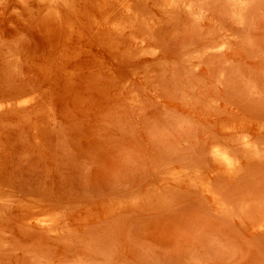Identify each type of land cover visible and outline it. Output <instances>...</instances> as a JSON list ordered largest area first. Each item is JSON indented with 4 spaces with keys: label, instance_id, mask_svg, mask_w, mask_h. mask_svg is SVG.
<instances>
[{
    "label": "rangeland",
    "instance_id": "obj_1",
    "mask_svg": "<svg viewBox=\"0 0 264 264\" xmlns=\"http://www.w3.org/2000/svg\"><path fill=\"white\" fill-rule=\"evenodd\" d=\"M163 2L0 0V264H264V0Z\"/></svg>",
    "mask_w": 264,
    "mask_h": 264
},
{
    "label": "bare ground",
    "instance_id": "obj_2",
    "mask_svg": "<svg viewBox=\"0 0 264 264\" xmlns=\"http://www.w3.org/2000/svg\"><path fill=\"white\" fill-rule=\"evenodd\" d=\"M178 1L183 2V0H178ZM184 1H186V0H184ZM195 1H196V0H195ZM157 2H158V1H157ZM160 2H161V1H160ZM175 2H177V0H164L163 3H164V5H165L166 7H168V8H169V7L171 8L172 6H174V9H176L175 7L177 6V3H176V5H175ZM115 3H116V2H115ZM187 3H188V2H187ZM187 3H186V5H187V6H190V5H188ZM189 3H191V2H189ZM192 3H193V2H192ZM192 3H191V4H192ZM158 4H159V2H158ZM178 4H181V5H182V3H179V2H178ZM183 4H185V3H183ZM193 4H194V3H193ZM240 4H241V3H240ZM186 5H185V6H186ZM200 5H201V4H200ZM165 6H164V7H165ZM187 6H186V7H187ZM191 6H192V5H191ZM118 7H119V6H118ZM178 7H179V6H177V8H178ZM186 7H185V8H186ZM192 7H193V6H192ZM240 7H241V6H240ZM162 8H163V7H162ZM162 8H161V9H162ZM187 8H188V7H187ZM166 9H167V8H165L164 10H166ZM179 9H180V8H179ZM188 9H189V8H188ZM241 9H242V8H241ZM167 10H168V9H167ZM231 10H232V8H231ZM237 10H238V9H237ZM168 11H170V10H168ZM172 11H173V10H172ZM172 11H170V12H172ZM192 11H193V10H192ZM195 11H196V10H195ZM175 12H176V11H175ZM166 13H167V12H165V14H166ZM179 13H180V11H179ZM194 13H195V12H194ZM239 14H240V13H239ZM196 15H197V14H196ZM204 16H205V15H204ZM231 17H232V16H231ZM130 18H131V17H130ZM153 22H154V21H153ZM219 46H220V45H219ZM222 48H223V47H222ZM18 98H19V97H18ZM21 99H22V98H21ZM3 104H4V103H3ZM9 104H10V103H9ZM247 135H249V134H247ZM249 136H250V137H249ZM249 136H248V137H247V136H243V141L241 140L242 142H240V143H242V144H243V142H244V144H245L244 147H243V149L245 148L244 151H247V149L250 150V147L254 146V145L252 144V142H254V141L251 140L252 142H250V139H249V138H252V137H251V135H249ZM237 138H239V137H237ZM256 142H257V141H256ZM238 143H239V141H238ZM221 144H222V145H221ZM225 144H228V143L225 142ZM231 144H232V143H231ZM233 144H234V143H233ZM242 144H241V145H242ZM254 144H256V143H254ZM258 144H259V143H258ZM212 145H213V146H212V149H211L212 151H210V152H211V154H212L211 157H213V160L216 161V162L221 163L222 165H223V164L226 165V166L228 167L229 170L232 169L231 171H233L234 167H237V166H238V165L235 166V165L237 164V162H238V161H237L238 158H237V160L235 159L236 156H237V155H236L237 152H235L234 150H239L240 147H238V148H236V149H233L232 146H230V147L233 149V150L230 151L231 148L228 147V145H225V146H227V147L230 148V149H228L227 147L224 148V147H223V145H224L223 143H220V145H219V143H217V144H215V145L212 144ZM234 145H235V144H234ZM237 146H238V144L236 143V146H235V147H237ZM255 147H257V145H256ZM259 147H261V146L258 145V148H256V149L258 150ZM262 148H263V147H262ZM256 149H255V151H256V153H257V150H256ZM241 150H242V149H241ZM241 150H239V151H241ZM253 150H254V149H253ZM232 151L235 152V154H234L235 158H234L233 155H232V154H233ZM239 151H238V152H239ZM242 151H243V150H242ZM244 151H243V152H244ZM260 151L262 152L263 150H260ZM248 152H249V151H248ZM261 152H260V154H261ZM246 153H247V152H246ZM251 153H252V151L249 152V154H251ZM254 153H255V152H254ZM254 153H252V155H253L254 157H257V156H258V157H259V156L262 157V155H256V156H255ZM262 153H263V152H262ZM252 155H251V157H252ZM237 157H238V156H237ZM239 162H240V161H239ZM238 164H239V163H238ZM238 168H239V166H238L237 168H235V169L237 170ZM235 169H234V171H235ZM231 171H230V172H231ZM235 172H236V171H235ZM235 172H234V173H235ZM231 174H232V172H231ZM200 180H201V179H200ZM200 180H199V181H200ZM209 181H210V180H209ZM202 182H204V181H202ZM205 182H206V181H205ZM205 182H204V183H205ZM210 182H211V181H210ZM196 184H197V183H196ZM196 184H195V185H196ZM198 187H199V186H198ZM202 189H203V188H202ZM203 190H204V189H203ZM199 191H200V190H199ZM200 193H201V191H200ZM202 195H203V194H202ZM217 195H218V194H217ZM218 196H220V195H218ZM221 198H222V197H221ZM39 200H40V199H39ZM218 200H219V199H218ZM222 200H223V199H222ZM23 201H24V200H23ZM220 201H221V199H220ZM29 202H30V201H29ZM225 202H226V201H225ZM5 203H6V202H5ZM23 203H24V202H23ZM218 203H219V202H218ZM227 203H228V202H226V205H228V206L225 207V208L229 209V204H227ZM27 204H28V203H27ZM219 204H220V203H219ZM34 205H35V203H34ZM224 205H225V204H224ZM28 206H29V205H28ZM35 206H36V205H35ZM0 208H1V207H0ZM31 208H32V207H31ZM225 208H223L222 211H224ZM230 209H231V207H230ZM33 210H34V209H33ZM224 212H225V211H224ZM226 212H227V211H226ZM56 214H57V212H56ZM36 215H37V214H36ZM42 215H43V214H42ZM29 216H30V215H29ZM59 216H60V215H59ZM26 217H28V216H26ZM32 217H33V216L31 215V220H32ZM36 217H37V216H36ZM57 217H58V215H57ZM50 218H51V217H50ZM55 219H56V218H55ZM61 219H62V218H61ZM43 222L46 223V224H48V223L50 222V219H48V222H46V221H43ZM43 222H42V223H43ZM50 223H51V222H50ZM51 224H52V223H51ZM28 225H29V224H28ZM29 226H30V225H29ZM35 226H36V225H35ZM56 226H57V225H56ZM31 228H32V227H31ZM32 229H33V228H32ZM48 230H49V229H48ZM49 231H50V230H49Z\"/></svg>",
    "mask_w": 264,
    "mask_h": 264
}]
</instances>
